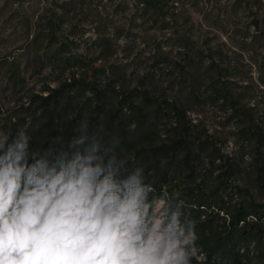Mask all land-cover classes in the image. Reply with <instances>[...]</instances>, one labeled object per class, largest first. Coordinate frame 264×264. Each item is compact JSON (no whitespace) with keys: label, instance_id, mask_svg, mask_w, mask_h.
<instances>
[{"label":"trees","instance_id":"1","mask_svg":"<svg viewBox=\"0 0 264 264\" xmlns=\"http://www.w3.org/2000/svg\"><path fill=\"white\" fill-rule=\"evenodd\" d=\"M142 3L159 7L155 0ZM35 29L29 46L41 53L34 67L58 76L36 89L26 82L29 65L22 67L16 58L0 60V81L13 97L7 102L0 96V135L11 140L23 129L30 151L59 152L87 123L89 136H98L127 161L125 174L143 167L157 195L166 190L183 202L182 220L195 222V243L206 257L202 264H264V128L228 82L194 81L189 98L204 96L237 122L233 153L191 118L179 98L141 86L117 88L113 66L106 62L113 52L98 57L78 52L77 43L63 34L55 8ZM245 158H251L247 166Z\"/></svg>","mask_w":264,"mask_h":264},{"label":"rangeland","instance_id":"2","mask_svg":"<svg viewBox=\"0 0 264 264\" xmlns=\"http://www.w3.org/2000/svg\"><path fill=\"white\" fill-rule=\"evenodd\" d=\"M155 1L158 9L144 0H0V60L29 65L26 82L36 89L57 77L49 68L35 69L41 52L29 46L36 22L55 8L78 52H113L106 62L117 88L141 86L179 98L192 119L235 152L237 122L220 104L189 97L194 81L228 82L264 128V0ZM5 83L0 81V96L9 102L12 90ZM250 161L245 158V165Z\"/></svg>","mask_w":264,"mask_h":264},{"label":"clouds","instance_id":"3","mask_svg":"<svg viewBox=\"0 0 264 264\" xmlns=\"http://www.w3.org/2000/svg\"><path fill=\"white\" fill-rule=\"evenodd\" d=\"M0 135V264H202L183 202L79 127L67 150Z\"/></svg>","mask_w":264,"mask_h":264}]
</instances>
